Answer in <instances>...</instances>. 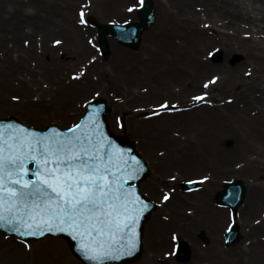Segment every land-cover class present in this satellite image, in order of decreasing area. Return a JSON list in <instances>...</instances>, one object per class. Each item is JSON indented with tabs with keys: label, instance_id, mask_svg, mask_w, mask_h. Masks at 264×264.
Returning a JSON list of instances; mask_svg holds the SVG:
<instances>
[{
	"label": "bare ground",
	"instance_id": "1",
	"mask_svg": "<svg viewBox=\"0 0 264 264\" xmlns=\"http://www.w3.org/2000/svg\"><path fill=\"white\" fill-rule=\"evenodd\" d=\"M63 1L70 3L73 0ZM130 1L132 0H97L96 7L93 6L92 11H88L87 17L102 19L114 14L116 18L130 17L128 19L134 21L128 8L125 10V6H122ZM133 1L140 6L138 0ZM9 2L10 0H0V55H4L13 64L17 63V67L14 65L9 70L1 71V74L11 71L14 76L17 73L18 77L22 73L28 75L29 72H34L35 68L36 74H33L37 77L40 72H44L45 61L52 60L53 74L40 75L41 81L49 77L58 85L76 90L65 103L66 106L63 104L64 110L58 107L57 110L48 111L56 114L55 120L74 116L70 114V110L76 101L85 99L96 91L94 82L88 77H94L95 82L103 78L105 82L112 81L119 87L127 84L124 93L146 104L143 105V114L157 111L150 107V102L157 96L176 98L171 105H175L178 111L145 117V120L142 119L146 122L145 125H138L136 129V124L132 121L135 116L127 117L130 120L127 131H133L132 134L143 142V150L152 171L144 188L151 199L160 203L157 213L144 224L145 247L143 246L141 259L136 264H176L172 259L166 260L167 254L163 253L169 243V233H173L178 238L177 241L186 239L191 244L192 262L189 264H264V47L260 40L262 36L264 38V0H154L156 22L141 37L140 53L143 55L130 51L124 53L116 48L115 43L110 42L111 68L85 44L83 34L85 36L89 33V29L73 20L65 21L61 13L55 17L46 16L38 5L33 7L31 20L23 19L24 11H15L14 5L5 16L2 13L8 12L11 7ZM48 21H51V25ZM52 27H57L53 32L63 37L64 42L61 44L65 49L51 48L45 40L43 45L42 40L39 43L37 36L45 38L44 34L50 39L51 35H47V32ZM217 50L227 58L239 54L242 61L235 66L227 63L215 66L208 55ZM69 59L74 60V69L83 65L85 73L80 79L87 83L81 82L76 87L65 76L59 78V73L65 69V62L70 61ZM0 68L3 69V66ZM60 68L64 69L58 71ZM142 68L147 71L145 78ZM151 69L157 71V79H153L159 83L155 82L157 86L143 94L137 84L150 79ZM249 72L251 75H246ZM214 76L219 77L217 83L210 84L205 89L203 85ZM19 83L22 84L21 81ZM32 83L25 81L30 90ZM3 85L4 80L0 81V87ZM201 95L205 96L203 103L193 100V97ZM42 98L34 101L44 105L46 102ZM2 99L4 98L0 95V102ZM31 99L27 95L21 103L26 100L30 102ZM130 105L131 103L119 105L115 110L125 112L126 108H134ZM34 111L28 109L27 114L37 112ZM154 125L158 128L155 132H150V135L158 140L157 146L162 143L165 148L163 157L150 149L154 145L148 147L150 144L144 140L141 132L144 126L153 130L156 127ZM177 125L186 129L181 132L187 129L193 131V142L183 146L175 141L184 139L177 132ZM166 133H172L175 140L167 141L170 138ZM170 171L179 176L174 184L167 180ZM199 171L211 172L209 177L216 175V172L228 177H246L247 187L243 184L249 193H246L244 203L234 216L236 226L240 228L241 241L234 246L228 248L222 244V237L226 232L225 221H229L230 216L215 209L211 202L210 190L213 183L210 180L213 178L208 177L209 181L199 185V192L196 194L184 195L173 191L168 202L162 201V196H159L161 187L165 188L169 184L176 187L184 179V175L196 177L200 174ZM204 232L209 238L206 247L195 237L197 233ZM51 240L46 247H51L55 252L54 260L58 264H78L68 254L63 242L54 241L53 238ZM6 244L8 242L0 240V264H47L30 254L17 253L20 246Z\"/></svg>",
	"mask_w": 264,
	"mask_h": 264
},
{
	"label": "snow or ice",
	"instance_id": "2",
	"mask_svg": "<svg viewBox=\"0 0 264 264\" xmlns=\"http://www.w3.org/2000/svg\"><path fill=\"white\" fill-rule=\"evenodd\" d=\"M79 22L87 24L83 10ZM218 79L214 76L204 88ZM193 100L203 103L205 96ZM100 108L67 131L53 128L42 134L27 128L0 129V228L21 237L66 233L91 264L131 256L138 244L137 224L149 208L129 183L144 171L143 165L105 135ZM172 110L179 109L165 102L153 115ZM170 198L169 192L163 193L164 202ZM225 230L230 231L229 225ZM25 248L31 250L27 243Z\"/></svg>",
	"mask_w": 264,
	"mask_h": 264
},
{
	"label": "rangeland",
	"instance_id": "3",
	"mask_svg": "<svg viewBox=\"0 0 264 264\" xmlns=\"http://www.w3.org/2000/svg\"><path fill=\"white\" fill-rule=\"evenodd\" d=\"M145 1L146 0H144V2ZM152 2L154 3V6H155L154 0H152ZM9 3L11 4V7H9L8 12L2 13V14H5V16H7L9 11H11L13 9L12 5H14L15 11H19L21 9L24 11V17H22L23 19L26 18L27 20H31L33 12H34L33 7L38 5L41 8V10L43 12H45L44 15H46V16L52 15L53 17H55L58 15V13H61L63 15V18L65 21L73 20L78 25H80V22H79L80 12L83 10L85 12L87 24L82 25V26L86 29H89V33H90V34L86 33L85 36L83 34V39H85V41H86L85 44L88 45L89 48H91L92 52L95 54L96 57L103 59V63L108 64L109 68H111L110 61L112 59V54H111L112 48H110V42L115 43L116 48L118 50L124 52V53H126V51H130L131 53L139 54V56L141 54L143 55V53H140V50L142 49L141 37L147 31L140 35V43H139L138 47H136V48H126V47L120 45L118 41L108 38L107 39L108 50L106 52H104L101 49L100 42L98 39L99 28L103 25H107V24H128V23H132V22L138 20V14H137L138 9L137 8H139V7H138L137 3H135L133 0L130 2H126L125 5H122V6H125V10H127V8L129 9L130 7L136 8L134 11L129 13L132 15V19H135L134 21L129 20L128 18H130V17H127V18L123 17V19L120 17L116 18V17H114V14H110L109 16L104 17L102 19H98L96 17H87L88 11L89 10L92 11L93 6L96 7L97 0H73V1H70V3L69 2L65 3L63 0H57V1H55V0H10ZM136 5H137V7H136ZM88 7L90 9H88ZM154 12H155V21H154L153 25L150 27V29L155 25V22H156V16H157L156 7H155ZM134 13L137 15L134 16ZM88 19H90V27L87 26L88 25ZM48 23L51 25V21H48ZM54 28H57V27H52V30L47 32V35H49V33L51 35L50 39H48L46 37V35H44V34H43V36H45V38H42L41 35L37 36L39 43L42 40L41 44L43 45V40H45L47 42L48 46L51 48L65 49V48H63L62 44H59V45L55 44L56 40L61 39L60 41H61V43H63L64 39H63V37H59V35H61V34L53 32L55 30ZM260 40L263 41V47H264L263 36L260 38ZM217 52H219L221 54L220 59H217V57L215 55V54H217ZM210 53H213V55H208V58L210 59L211 63L214 64L215 66H222L225 63H227L231 66H235L242 61V57L239 54H235V55H232L230 58H227V57H225L223 52H220L218 50L217 51H211ZM75 56L77 57L78 55L75 54ZM69 60L70 61L65 62L67 64L65 66V69L60 68L58 70V71H62L64 69L62 71V73H59V78H62L63 76H65V78H67V81L68 82L73 81L76 84V87L81 82L87 83V81L80 79V78H82L83 75H81L79 79H73V77L77 76L79 72L85 73V71H84L83 65L81 67L80 66H78L77 68L75 67V69H74L73 64H72V63H74L73 62L74 60L73 59H69ZM52 64H53L52 60H46L45 61L46 67L43 69L44 72H40L39 74L40 75H46L47 73L53 74L52 70L54 69V67L52 66ZM14 65H15V67H17V63L13 64L11 62V60L6 59V57L4 55H0V66H3V69L0 68V81L4 80V84H5V85L0 87V90H1L0 95H2L4 98L0 102V119H9V118L15 117L18 120H20L23 124H25L26 126L31 127V128H35L38 130H46L51 125H56L60 129H68V128L72 127L74 124L79 123L81 118L84 116L86 105L88 104L89 101L94 100V99L103 98V99H106L108 101L110 108L112 109V113L107 118L110 130L118 136L126 135L134 143V145L138 148L139 152L142 154L143 158L145 159V161L149 167L148 157L146 155L145 150H143V148H144L142 145L143 142L141 143V141L138 140V138L134 134H132L133 131H131V132L128 131L125 133L123 131V127H120V125L122 124V125H125L127 127L129 125V121H130L129 118H127V117L130 115H133L135 117H133L132 121L136 124L135 125V129H136L138 125H142V124L145 125L146 122L143 121L142 119L145 120V117H148V116L153 117L154 115H153V113L150 114L148 111H147V114H143L145 112L144 111L145 107L143 105H146V104L144 102L135 100L131 96H129V94L124 93L125 92L124 89L127 88V84H123L122 86L119 87L118 85L113 84L112 81L105 82L103 80V78L100 81L95 82L94 77H90V78L88 77V79L90 81L94 82L93 85L96 86V91H94L90 96H87L85 99L81 98L80 101H78V100L76 101V104L74 106H72L71 110H70V114H73L74 116L64 117V119L62 118V120L61 119L55 120L54 118L56 117V114L49 113L48 111L57 110L58 107H59V109L64 110V108L66 106L65 103L67 104L68 99L70 98L71 95H73L75 93L76 90L74 88L63 87V85H61V84L58 85L53 80L49 79V77H45L44 80L41 81L42 78L40 75H36L37 77H35V74H36L35 68L33 69L34 72L33 71L29 72L28 75L26 73L25 74L22 73L23 75L19 74L18 77L16 75L17 73L14 76L11 71L1 74V71L9 70V68H12ZM142 70H143V78H145L147 71L144 70L143 68H142ZM33 73H35V74H33ZM149 76H150V79H153V78L157 79V71L154 69H151V71L149 72ZM53 77H54V75H53ZM150 79L143 80L142 83L138 82L139 84L136 83L137 85H139L140 91L142 90L141 92L143 94L149 93L151 91V88L154 89L157 86V83H155V82H158V81L153 79V81L150 82L149 81ZM19 81H21L23 85L21 83H19ZM25 81H29L31 83L34 82L36 85H34L32 83L33 85L30 86V88L32 87V90H30L28 88L29 86L25 85ZM136 84L134 87H136ZM66 86H68V84ZM191 93H192V91H190V94ZM190 94H189V96H190ZM27 95H29L32 98L31 99L32 101L27 102V100H26L24 103H21L23 100H25V97ZM13 97H19V99L14 100ZM41 97H43L42 99L45 100L46 104H44V105L38 104L37 102L34 101V100H41ZM77 98H80V95H77ZM175 99L176 98H167V97L157 96L156 99H154L152 102H150L151 103L150 107L155 109V110L156 109L159 110L160 104L166 102L169 105H171V103L174 102ZM137 101H138V103H137ZM57 103L61 104V106H59ZM127 103H131L130 106H132L134 108H131V107H130V109L126 108L125 112L115 110L116 108H119V105L124 106ZM63 104L65 106H63ZM135 106L136 107L139 106V107L136 109ZM155 106H156V108H155ZM2 108H4V110H1ZM28 109H32V110H35L37 112L34 111L35 113L28 115L27 114ZM72 111H74V112H72ZM130 111H132V112H130ZM38 112H40V113L38 114ZM252 113H253V111H252ZM154 126H156V127H154L153 130H150L149 127H147V128L145 126L143 128L141 127L142 128L141 132L144 136V140L150 144L148 147H151V145L152 146L154 145L155 147H151L150 149L155 150L156 155L163 157V155L165 154V151H164L165 148L162 147V143H160L157 146L158 140L156 139L155 136L151 138V135H150V132H155L156 129L158 128L157 125H154ZM175 127H177L176 128L177 132L181 133L180 137L181 138L184 137V139L175 140L172 133H166V135H168L167 137L170 138V139H166L167 141L175 140V141H178V143H182L183 146L187 145L189 142H193V136H195L193 131L191 132V130L187 129V131L181 132L182 130H186V129L181 128V126H179V125H177ZM147 129H149V131ZM155 134H157V133H155ZM179 145H181V144H179ZM210 163L211 162H209V166L211 167ZM235 168H236V166H235ZM199 173L200 174L196 175V177H193L190 174L184 175L183 176L184 179L179 183V185L176 187H172V185L175 183V181L177 180V178L179 176H177L174 172L173 173L171 172L170 174L168 172V176H167L168 183L171 182L173 184L171 186L169 184V186H166L165 188L161 187V192L159 193V196H163V193H165V192L173 193V191L183 193L184 195H192V194L198 193L199 190H197L195 192H188L185 189V184L188 183L189 181H202L203 180L205 182L206 180H204V178L209 177V175H211V172L204 173V172L199 171ZM215 174L216 175H212V177H209V178H213V179H211V180L207 179L208 181L210 180V182L212 181V183H213V187L210 190L211 202L214 203L215 209H219V211L225 212L226 214H228L230 216L229 221L226 220L224 226H226V224L229 225V227H231L232 225L236 226V220H235L234 216L237 215V211L241 207L238 208L236 211H231L230 209L221 207L218 204L217 198L224 191V187H225L227 182L239 180V181H242L244 184H246V187H247L248 182H246V177L243 175H239V176L235 175V176L228 177L225 175H219V174H217V172ZM151 176H152V171L150 170V178H151ZM173 176L176 177L175 180L171 179V177H173ZM149 179L146 180L141 185V193L148 200L154 202L158 206V209H159L160 203L157 202L156 200L151 199L148 192L144 188L145 183H147L149 181ZM246 193L248 195V193H249L248 188H247ZM193 205H194V203H193ZM193 205H192V207H193ZM188 209L190 210L191 206H189ZM152 213H151L152 215L150 214V216L147 218L145 224H147L149 222V220L151 219V217L157 212H152ZM223 227H222V229H223ZM238 229H239V234H240V228L238 227ZM226 232L222 237V244L224 247L229 248V247L234 246L235 244H237L241 241L240 240V241H238V242H236L230 246L227 245V243L225 241ZM169 235H170V239L168 241L169 243H168L167 247H165L163 250L164 255L167 254L166 260L172 259V260H174V262H176V264H189V263H191L192 262L191 244L186 239L185 240L183 239L180 242L177 241V239L173 240V236H174L173 233L172 234L169 233ZM240 236H241V234H240ZM195 237H196L197 241H199L203 247H206L209 244V238L205 232L200 233V234L197 233L195 235ZM143 238H144V235H143ZM51 239L52 238L49 237V238H46V239L41 240V241H33L32 240V241L26 242L27 245L29 246V248L31 249L29 251L28 249L25 248L24 242H20V241L14 239L13 237H6L4 234H0V240L8 242V244H6L7 246L12 245V246H20L21 247L17 253L21 252L24 254H30L34 258L41 259L43 262H45L47 264H58L54 260L55 259L54 258L55 252L52 250L51 247L50 248L46 247L47 245H49L50 241H52ZM53 239H54V241L63 242L66 245V249H67L68 254L70 256L72 255L78 264H82L72 254L71 247L65 239H63V238H53ZM143 245L145 247L144 242H143ZM186 249L188 250V252L186 251ZM163 253H162V256H163ZM141 256H140V259H141ZM140 259L136 262H133V263L126 262L124 264H136L140 261Z\"/></svg>",
	"mask_w": 264,
	"mask_h": 264
},
{
	"label": "water",
	"instance_id": "4",
	"mask_svg": "<svg viewBox=\"0 0 264 264\" xmlns=\"http://www.w3.org/2000/svg\"><path fill=\"white\" fill-rule=\"evenodd\" d=\"M140 19H141V22L139 24H134V25L127 26V27L107 26V27L101 28L100 38H101V42H102V47L104 49H106L105 37L107 35H112V36L118 38L121 41V43L124 45L137 46V44H138L137 34L143 32L148 27H150L154 21V9H153V4L150 1H148L144 5V7L140 10ZM128 34H130V35H128ZM122 35L126 36L127 38H121ZM100 106H102V108H100ZM98 108H100L99 119L101 122L102 131L105 133V135L114 144H116L119 148L126 150V152L130 153L132 156H135L137 159H139L143 165V168H144V164H143L141 158L135 152L133 146H131L125 139L116 138V137L112 136L110 134V132L108 131V129L106 127V122L104 121V118L109 113V110H108V108L106 106V102L104 100H100V101H97V102L90 104L88 107V111H87L86 116L90 115L93 112H96ZM0 124L3 125V123H1V122H0ZM6 125H9V124H6ZM21 128H22V126H21ZM125 157L127 158V155ZM146 175H147V172L144 169V171L139 175V177L135 180H132V181H136V183H138V182L142 181L143 179H145ZM134 189L136 190V193H138V188L136 187ZM243 191H244V187L240 183H236L234 185H228L226 188V193H225L224 197L223 196L220 197V201L224 204L230 205L232 208H236L241 203V201L243 199ZM149 212H150V209H148L145 212L144 218L147 217ZM2 231H4L5 234L9 235V236H18V234L15 232H11V231H8L7 229L0 228V232H2ZM137 232H138V244H137V248H136L135 252L131 256H124L123 258L118 259V260H116V259L115 260H108L105 262V264H124L126 262H132V261L138 259L141 252H142V248H141V244H140V242H141L140 224H138V226H137ZM59 234H61V233L52 234V235L57 236ZM46 235H48V234H46ZM45 236L28 237V238L22 237V238L23 239H32V238L41 239ZM238 238L239 237H238L236 229L231 230L227 235L228 243H233L236 240H238ZM78 248H79V244L76 241H74V242L72 241V250H73L74 254L78 258H80L84 264H91V262L86 260L84 258V256L78 251Z\"/></svg>",
	"mask_w": 264,
	"mask_h": 264
}]
</instances>
